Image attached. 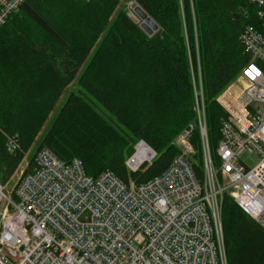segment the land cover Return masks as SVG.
Returning <instances> with one entry per match:
<instances>
[{
    "label": "trees",
    "instance_id": "16d2710c",
    "mask_svg": "<svg viewBox=\"0 0 264 264\" xmlns=\"http://www.w3.org/2000/svg\"><path fill=\"white\" fill-rule=\"evenodd\" d=\"M125 0H26L0 28V183L17 174L59 99L70 93L30 162L42 148L66 163L83 161L98 176L126 182L162 175L179 152L174 141L196 119L192 73L201 67L213 154L226 113L218 95L251 60L241 34L261 28L247 0H135L159 24L148 35ZM96 105H99L101 112ZM7 135L18 140L14 151ZM145 140L157 152L131 171L126 161ZM200 156V131L194 132ZM229 264H264V227L230 195L223 203Z\"/></svg>",
    "mask_w": 264,
    "mask_h": 264
},
{
    "label": "built area",
    "instance_id": "2783aa9c",
    "mask_svg": "<svg viewBox=\"0 0 264 264\" xmlns=\"http://www.w3.org/2000/svg\"><path fill=\"white\" fill-rule=\"evenodd\" d=\"M25 1L0 0V28ZM247 1L261 7L262 24L244 28L251 60L216 98L226 113L217 155L198 64L196 119L176 137L179 152L162 175L140 184L112 170L91 176L81 159L66 163L45 147L19 167L11 194L0 183V264H229L225 195L264 227V0ZM137 5L128 1L132 17ZM7 144L14 151L18 140L7 135ZM245 153L258 161L249 165ZM156 157L140 139L126 164L135 172Z\"/></svg>",
    "mask_w": 264,
    "mask_h": 264
},
{
    "label": "rangeland",
    "instance_id": "374dc122",
    "mask_svg": "<svg viewBox=\"0 0 264 264\" xmlns=\"http://www.w3.org/2000/svg\"><path fill=\"white\" fill-rule=\"evenodd\" d=\"M127 1L128 0H125L124 3H126ZM134 14H135V16H133V18L140 23L142 21V19L140 18V16L136 12ZM195 75L197 76V73H195ZM74 91H76L77 93L81 94L86 100L92 102L91 97H89L86 93L80 91L79 87L76 84L75 85L72 84L69 88H67V90H65V92L63 93V95L59 99V101H58L55 109L50 114V116H49V118H48V120H47V122H46V124H45V126H44V128L42 130V132L40 133V135H39V137L37 139V142L34 144L32 150L27 155V158L21 163L22 166L20 165V170H22L26 166V164L30 161V158L32 157L35 149L38 147L41 138L46 133L48 127L50 126V124L52 123V121L55 119V117L58 115V113L62 109V107H63L64 103L66 102V100H67L68 96L70 95V93H72ZM95 106L101 112H103L99 105H96L95 104ZM197 155H199V154L197 153ZM242 159L244 161H246L247 163H249V165L252 166V165H254L256 163V161H258L259 157L256 154L245 153V154L242 155ZM20 170L18 171V173L15 175V177L9 183L3 184V185L6 186V190L10 194H11V192L13 190V187H14V185H15V183H16L19 175H20V172H21Z\"/></svg>",
    "mask_w": 264,
    "mask_h": 264
},
{
    "label": "water",
    "instance_id": "95a60500",
    "mask_svg": "<svg viewBox=\"0 0 264 264\" xmlns=\"http://www.w3.org/2000/svg\"><path fill=\"white\" fill-rule=\"evenodd\" d=\"M135 11L142 19V21L140 22L141 28L148 35H153L159 30L160 28L159 24L143 9V7L137 5Z\"/></svg>",
    "mask_w": 264,
    "mask_h": 264
},
{
    "label": "snow or ice",
    "instance_id": "6c2138e0",
    "mask_svg": "<svg viewBox=\"0 0 264 264\" xmlns=\"http://www.w3.org/2000/svg\"><path fill=\"white\" fill-rule=\"evenodd\" d=\"M253 71H255V69H253Z\"/></svg>",
    "mask_w": 264,
    "mask_h": 264
},
{
    "label": "crops",
    "instance_id": "0c3cea01",
    "mask_svg": "<svg viewBox=\"0 0 264 264\" xmlns=\"http://www.w3.org/2000/svg\"><path fill=\"white\" fill-rule=\"evenodd\" d=\"M17 173H18V171H17Z\"/></svg>",
    "mask_w": 264,
    "mask_h": 264
}]
</instances>
